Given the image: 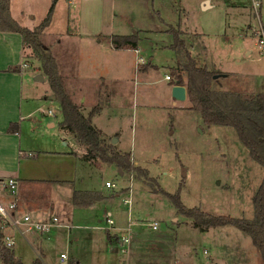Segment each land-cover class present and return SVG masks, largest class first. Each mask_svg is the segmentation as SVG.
Listing matches in <instances>:
<instances>
[{"label":"rangeland","instance_id":"374dc122","mask_svg":"<svg viewBox=\"0 0 264 264\" xmlns=\"http://www.w3.org/2000/svg\"><path fill=\"white\" fill-rule=\"evenodd\" d=\"M52 1L16 0L15 14L23 5L31 13L25 22L30 26L38 24L46 16ZM200 1L73 0L77 6L75 11L80 14L75 31L79 35L72 36L66 30L69 0H60L55 6L51 28L41 37L54 58L58 59L62 68L59 67V71L61 73L62 70L61 74L66 78L69 77L64 71L67 55L65 52L62 54L63 51L70 50L72 57L77 56L76 61L81 59V64L89 56V51L84 48L88 41L100 39L105 42L106 37L112 34L135 33L142 39L137 57H142L145 61L143 68L149 71H135V53L119 54L123 63L122 79L112 84L113 100L118 105L119 115L113 124H106L111 132L119 133L122 150L119 153L130 155V168L123 171L115 164L104 162L100 168L85 169L79 165L73 168L76 179L81 178L82 184L102 189L109 200L106 207L115 220L118 217L126 229L130 227L135 237L128 252L135 253L132 258L136 264H212V259H218L216 264H264L249 235L232 226L201 232L193 226L191 219L178 214L167 196L179 192L182 203L188 208H198L214 216L253 220V196L264 177V168L251 158L234 128L209 127L203 123L200 114L190 109L188 100L179 101L172 97L177 56L171 46L173 35L162 31L169 26L177 29L185 25L201 33V39L194 43L193 55H198L195 57L200 65L215 69L213 72L218 75L216 90L248 95L255 92L257 80L263 79L264 85V58L259 55L255 37L259 26L258 10L255 12L253 7L243 14L233 9L226 15L219 0H213L214 8L207 11L202 9ZM255 1L261 5L258 9L264 22V0ZM246 2L249 4V0ZM249 25L254 31H249ZM247 50L252 52L250 56L245 54ZM32 59L34 65H41L36 58ZM150 60L153 67L148 63ZM70 69L69 88L75 95L74 101L82 104L84 93L93 91L96 86L88 77V71L80 70L78 73V65L75 72L74 67ZM219 70L226 73H219ZM30 71L37 72L34 67ZM167 75L172 81L166 79ZM79 78L87 81L82 82ZM38 82L43 99L48 95L51 100H43L36 114L46 113L51 118L43 119L45 125L54 122L56 126L53 129L42 128L37 143L32 146L58 150L62 145L57 123L61 117L59 104L51 96L48 80ZM89 104L83 102L86 108ZM50 110L53 114H49ZM114 139L106 138L107 145H112ZM106 182L114 184L115 188L108 189ZM123 190L128 194L131 190L130 204H124L129 195H124ZM80 220L83 219L80 217ZM153 222L158 223V230L150 226ZM78 224L86 226L85 221H75L74 226ZM74 232L98 233L95 230ZM110 234L111 231L108 238L118 244L119 236ZM122 234L130 235L127 230ZM89 245L90 242H82L81 247L73 251L65 244H50L45 259L50 264H60L59 255L63 250L72 251L70 264H74L73 256L77 254H72L77 252L84 253L86 258L94 253L97 258L109 255L90 251ZM104 250H118L123 254L118 245L114 249L108 245ZM216 251H219L218 257ZM101 262L103 260L98 264Z\"/></svg>","mask_w":264,"mask_h":264},{"label":"crops","instance_id":"0c3cea01","mask_svg":"<svg viewBox=\"0 0 264 264\" xmlns=\"http://www.w3.org/2000/svg\"><path fill=\"white\" fill-rule=\"evenodd\" d=\"M58 1L60 0H56V4ZM246 1L247 0H219L221 7H223L225 10L226 15L228 14L227 11L233 9L245 14L247 10L254 7L255 12L257 10L259 12V23L261 22L264 24L261 12L258 9L259 7L254 6L255 0H249V4ZM68 3L69 10L67 17L68 25L66 29L68 31L67 34L78 36L79 34L77 35L75 31L78 28V16L80 13L77 14V11H75L77 6L73 0H69ZM15 4L16 0L10 1V14L13 19L23 27L33 30L38 25H40V23L46 17L45 16L42 18L38 24H33L30 26L27 22H25V19H28L29 14H31L30 11L24 9L22 5V7L17 8L18 13L15 14ZM200 5L204 11L213 9L215 6L213 0H201ZM53 21L54 15L49 28H51ZM225 25L226 22L224 23V26ZM49 28H47V30ZM170 28L175 27L169 26L162 31L167 33L169 32ZM248 28L249 31H254L252 25H249ZM177 30L181 32L182 38L185 40L188 49L193 55V50L195 49L194 43L201 39V33L198 32V30L190 29L185 25L182 27H177ZM246 32L247 33L245 36L248 35V31ZM112 36H115V34L106 37L105 40L107 41L105 42L104 40L101 41L100 39L89 42L88 37L85 36L88 42L84 48L89 51V56H87L85 62H81V64H79L81 59L79 58L78 61H76L77 56L74 55L72 57L70 50L67 49L66 51H63L62 54L65 52L67 55L64 71L69 76L68 78L72 77V74H70V67H74L75 72L78 65V73L80 70L88 71V77L91 78V82L95 84L96 88L91 92L84 93V96L81 98L80 102L82 104H79V106L83 114L87 117L97 104L102 103V109L98 114L92 117V123L98 130L101 131L104 144H108L106 138L112 140V138L115 137L116 142H110L113 145V149L116 152H120L122 150L119 147V133L111 132V129L108 126L113 124L114 119H116L119 115L118 105L115 104V101L113 100L114 91L112 88L113 83H116L122 79L121 73L123 72V63L122 56L119 54L129 52L135 53V71L148 72L149 70L143 68L145 61L142 59V57H137L139 49H141L140 41L136 49H116L111 43ZM140 40L142 41L141 38ZM224 40H227V38H224ZM245 54L250 56L252 52L247 50L245 51ZM33 57L32 49L24 45L23 38L19 33L0 32V181L11 178L17 181L18 196L16 201L18 203L17 211L19 213H29L35 220L40 222L51 221V219L54 217H57L59 220L58 225L54 227L49 235L32 233L27 234V236L24 237L18 236L16 243L17 245L14 250L15 256L24 264H32L35 261H39L41 264H50L49 261H46L45 259L46 251L50 244H65L69 246V249L72 248L74 251L76 247H81L80 245L82 242L87 241L90 242V251H101L109 255L97 258L98 256L96 257L94 253L89 258H86L84 253H73L72 255L77 254L76 256H73L74 264H98L102 260L103 262L100 264H116L118 261L126 264H136V260H133L132 258V255L135 254L133 252L129 251L130 253L128 252L126 254H120L118 250L111 252L104 250L108 245L113 247V249L116 245H118L117 241L113 242L108 238L107 234L110 231L111 234H117L119 238L125 237V235L122 234V232L125 230L130 233L129 236H131L133 239L135 236L133 233H131L130 227L126 229L125 225L121 223L118 217H116L115 220L113 213L106 207V204L109 200L102 189H98L92 184L84 185L82 184L84 182H82L81 178L76 179V174L73 168H76L78 165L85 169L87 167L100 168L102 161L98 159L87 160L85 158L86 150L84 147L80 145L78 140L71 132L63 129L60 126L62 121V115L60 112L59 115L61 117L57 120V123L59 124L58 131L59 139L62 144L61 147L58 150H47L43 148H34L32 146L33 143H37V137L41 134L42 128L53 129L56 126L54 122H48V125H45L43 119L49 117L46 115V113H39L40 116H37L36 114V109L40 104H42L43 100L49 101L51 98L50 96L46 95L43 99V95L39 89V80H36L39 75H42V72H40L38 69H41V65H39V67L37 64L34 65L32 59ZM137 58L142 59V65L141 63H138ZM56 60L58 66L61 68V64L58 62L57 58ZM151 61L152 60H150L148 63H150V66L153 67L154 65ZM24 65L27 66L25 67ZM33 67L37 72L32 73L30 71V69ZM210 70L215 71V69ZM218 72L222 74L226 73L222 72V70H219ZM43 76L44 81L48 80L44 74ZM62 76L65 79L67 88L71 92L72 97H75L71 91V88H69L70 84H68V78L65 77V74H62ZM79 80L82 82L87 81L82 78H79ZM169 81H172V79ZM257 82L258 85L254 86L256 89L255 92L248 95H256L264 91V85L262 84L263 79L257 80ZM173 86L174 85H172L171 88ZM88 96L91 98H88ZM84 101L90 102V106L86 108L83 105ZM116 143L117 145L114 146ZM70 161L75 165L74 167ZM120 174L121 176H124L123 172H120ZM76 191L99 192L105 197V199L88 208L78 207L73 204V196ZM121 192H123L124 195H130V192L129 194L127 191L124 192V190ZM10 199L11 198H9L6 193V201H9ZM125 201L126 199L124 200V204L127 205ZM80 217L83 220H80ZM108 218L113 219L114 223L109 224L107 222ZM75 221H85L86 226L81 227L78 224L77 227H75ZM106 224L111 227L108 228ZM75 230H95L98 233H75ZM102 249L104 251H102ZM71 252H68V250H63L60 252V264H70L69 259ZM204 253L206 254V251ZM215 253L218 257L219 251H216ZM62 254H66L67 256V259L64 262L61 258ZM217 260L218 259H212V264H216ZM0 264H2L1 251Z\"/></svg>","mask_w":264,"mask_h":264},{"label":"trees","instance_id":"16d2710c","mask_svg":"<svg viewBox=\"0 0 264 264\" xmlns=\"http://www.w3.org/2000/svg\"><path fill=\"white\" fill-rule=\"evenodd\" d=\"M10 1L0 0V32L19 33L24 45L33 51V56L41 63V70L48 78L54 100L59 104L62 121L60 126L71 132L86 150L87 160H100L109 165L115 164L126 171L130 168V155L119 153L113 145H106L102 133L92 123V117L100 112L102 103L97 104L86 117L77 104L51 49L42 42V34L52 23L56 0L53 1L44 20L35 29L22 27L10 14ZM174 43L172 49L177 56L175 70L176 82L187 89L190 109L200 114L207 126H226L236 130L241 143L248 149L251 158L264 168V91L256 95H244L235 91L216 90L213 71L199 64L188 49L182 34L170 28ZM140 38L137 34L112 36L111 43L116 49H136ZM12 130V129H11ZM178 214L191 219L193 226L201 232L210 228L232 226L249 235L253 245L258 249L264 262V177L253 196L254 219L234 218L231 216H214L198 208L186 207L179 192L167 194ZM105 197L99 192L76 191L73 204L88 208L103 201ZM3 233L0 229V242ZM2 264H24L16 258L13 250L0 244ZM32 264H41L35 261Z\"/></svg>","mask_w":264,"mask_h":264},{"label":"built area","instance_id":"2783aa9c","mask_svg":"<svg viewBox=\"0 0 264 264\" xmlns=\"http://www.w3.org/2000/svg\"><path fill=\"white\" fill-rule=\"evenodd\" d=\"M254 6L259 7L260 4L255 1ZM257 12L256 17L260 21V17ZM255 37L259 55L264 58V24H262L261 22L259 23L258 29L255 31ZM137 61L138 63H141L142 59H138ZM24 66L26 67L27 65ZM166 79L171 80L172 78L167 75ZM49 114H53V112L50 110ZM106 186L108 188H115V185L110 182H107ZM6 193L9 198H11L9 201H6ZM17 196L18 185L16 180L11 178L4 181H0V229L3 233V238L1 239L0 243H2L3 246L10 250H15L18 236L24 237L27 236V234L32 233L49 235L54 229V227L58 225L59 221L57 217H54L51 219V221L40 222L35 220L29 213H19L17 211ZM130 196L131 190L129 198L126 199L125 203L128 204L131 202ZM107 222L109 224H113L114 220L108 218ZM150 226L153 230H158L159 228L157 222L151 223ZM131 238V236L119 238L118 247H120V250L123 254H126L128 252V247L132 240ZM61 258L63 262L66 261V254H62ZM119 264L126 263L120 262Z\"/></svg>","mask_w":264,"mask_h":264},{"label":"water","instance_id":"95a60500","mask_svg":"<svg viewBox=\"0 0 264 264\" xmlns=\"http://www.w3.org/2000/svg\"><path fill=\"white\" fill-rule=\"evenodd\" d=\"M218 75L214 76V79H216ZM36 80L44 81V76L39 75ZM172 97L179 101H185L187 99V89L185 86L182 85H174L172 87ZM116 142V139L113 140V143ZM185 176V173L183 174Z\"/></svg>","mask_w":264,"mask_h":264}]
</instances>
